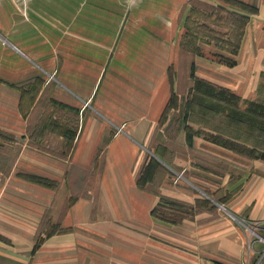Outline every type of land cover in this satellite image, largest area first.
<instances>
[{
    "label": "crops",
    "instance_id": "0c3cea01",
    "mask_svg": "<svg viewBox=\"0 0 264 264\" xmlns=\"http://www.w3.org/2000/svg\"><path fill=\"white\" fill-rule=\"evenodd\" d=\"M18 1L0 2V131L10 137H0V264H264V159L205 134L188 140L184 115L171 140L161 121L193 0H72L69 13L49 11L55 21ZM238 1L258 12L236 64L205 41L194 63L247 108L264 85V0ZM31 81L25 94L16 87ZM46 96L79 110L70 157L29 141L20 104L31 115ZM148 153L169 169L155 191L136 182ZM162 196L200 209L171 222L153 214Z\"/></svg>",
    "mask_w": 264,
    "mask_h": 264
},
{
    "label": "trees",
    "instance_id": "16d2710c",
    "mask_svg": "<svg viewBox=\"0 0 264 264\" xmlns=\"http://www.w3.org/2000/svg\"><path fill=\"white\" fill-rule=\"evenodd\" d=\"M226 1L240 6L246 13L230 11L224 6L218 5L211 13L204 16L201 15L199 18L206 22L216 16L214 25L218 27L220 25L224 26L227 31L222 34L210 29L209 25L205 23L198 25L195 31L202 33L205 37H210L219 47H221V42L223 41L227 47L223 45L222 47L226 48V50L228 49L227 51L231 50L230 52H232L234 58L225 57L221 53L217 56L222 63L234 66L237 62L235 56L239 51L246 24L249 21L248 14L257 13L258 10L238 0ZM191 17H193V13L188 17L187 21ZM225 36L230 37L232 41H225ZM186 51L191 52L189 61L186 60L188 57ZM197 54H201L199 47L187 49L183 46L178 66L179 71L186 74V80L193 81V85L187 86L184 92L186 95L184 119L188 140H191L196 134H205L212 142L241 156L251 159H264V96H261L263 86H260L257 98L250 101L247 108H242L237 104L238 97L229 88L215 85L196 74L194 56ZM169 75L172 87L171 97L161 121L177 98L173 67L170 68ZM32 83V81L26 82L18 84L16 87L22 91V94H25ZM46 99L45 97L35 105L31 115L27 113V108L30 105L23 103V100L20 104L23 115L28 118L29 141L32 145L48 152L65 158L70 157L75 149L76 132L80 119L79 110L66 104ZM68 123H71V127ZM69 128L72 130L70 131ZM177 132L178 130L175 136ZM61 136H63V139H60ZM169 136L170 139L175 137L170 134ZM0 137L10 139L8 135L1 131ZM104 146L102 144L97 149L93 161L95 167H99L102 164L100 156L103 154ZM176 147L175 145L173 146V152L176 151ZM156 155L148 153L138 172L136 182L138 187L142 189L155 191V188L160 186L162 182L163 173L169 170ZM2 164L0 161V165ZM41 183L54 186L51 181L41 180ZM199 209L200 206L198 205L194 206L181 200L162 196L160 203L153 209V214L171 222L179 223L185 218L194 217ZM41 242L42 239L36 242V249Z\"/></svg>",
    "mask_w": 264,
    "mask_h": 264
},
{
    "label": "rangeland",
    "instance_id": "374dc122",
    "mask_svg": "<svg viewBox=\"0 0 264 264\" xmlns=\"http://www.w3.org/2000/svg\"><path fill=\"white\" fill-rule=\"evenodd\" d=\"M217 1H220V4H218V5L224 6L228 10L232 7V8H238L240 10V11H238L239 13H246L242 8H240V6L228 3L226 0H217ZM0 2H2V0H0ZM15 3H18V6H19L18 0H16ZM71 3H72V0H27L22 5V8L27 9L30 16H35L38 12L43 11V10L44 11L47 10V16H48L47 20L48 21H55V19L53 18V15L49 14L50 13L49 11L62 10L64 14L69 13L71 10ZM191 5H192L191 13H193V17H191L187 21V27H190V29H188L189 32H187L188 33V37H187L188 38V45L187 46L190 49H192V48L194 49V48L198 47L199 41H205L207 43L214 44L216 47H218V49L216 50V52H217L216 55L221 53L225 57L234 58L232 52H230L231 50L227 51L228 49L226 50V48L222 47V45L227 47V45L224 44L223 41L221 42V47H219L216 45L215 41L211 40L210 37H205L202 33H199V32L197 33L195 31V29L197 28L198 25H201L204 23L206 25H209L208 27L210 29L217 31V32H221L222 34L227 31L226 27H224V26L220 25V27H218V26L214 25L216 16L213 17L211 20L206 21V22L203 20H200V18H199L201 15L204 16V15L211 13V11L215 7H217L218 5H214V4L209 3L207 1H204V0H193L191 2ZM230 11H234V10H230ZM56 20H59V19H56ZM62 20L64 23L63 26H65V25L67 26L69 18L64 16V18H62ZM224 40L226 41V40H231V39H230V37L225 36ZM263 53H264V51H263ZM187 55H188V57L186 58V60L189 61L191 55L190 54H187ZM184 69H185V67H184ZM174 80H175V92L177 94V96H176L177 98L175 99V101H174L173 105L170 107V109L166 112V114L162 120L163 123H166L167 125H169V134L172 136H175V133L178 130V127L182 122V118H183V115L185 112L184 104H185L186 95L184 92L187 89V86L193 85V81L192 80H186V74H184V72H182V71H179V68L174 70ZM262 86L263 87H262V92H261L262 95L261 96H264V85H262ZM46 98L49 100L48 96H46ZM68 124L71 127V123H68ZM193 127H196V126H193ZM169 143L173 144L172 142H169ZM163 149H165V153H167L168 155L173 152L172 145L162 147V150ZM239 222L240 223H242V222L246 223V220L239 221ZM246 226H248L249 231L253 230V227L251 225L246 224Z\"/></svg>",
    "mask_w": 264,
    "mask_h": 264
}]
</instances>
